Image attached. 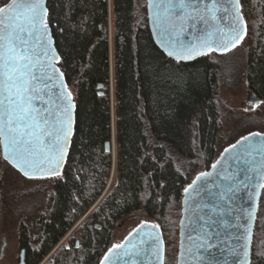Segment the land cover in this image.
Listing matches in <instances>:
<instances>
[{
	"label": "trees",
	"instance_id": "trees-1",
	"mask_svg": "<svg viewBox=\"0 0 264 264\" xmlns=\"http://www.w3.org/2000/svg\"><path fill=\"white\" fill-rule=\"evenodd\" d=\"M145 4L46 0L58 68L75 103V124L59 177L27 180L2 159L0 149V215L2 209L10 213L25 264H99L111 248L117 224L136 214L161 231L164 264H176L184 189L202 173L201 166L208 170L231 146L216 154L225 112L217 95L218 70L229 64L228 55L243 41L247 87L264 98V0H240L247 34L237 48L210 52L187 64L166 58L154 44ZM98 85L103 86L102 96ZM112 132L114 180L94 206L110 177L112 156L104 144ZM87 212L77 238L54 250ZM260 247L264 188L252 236V264H264V259L257 261Z\"/></svg>",
	"mask_w": 264,
	"mask_h": 264
},
{
	"label": "snow or ice",
	"instance_id": "snow-or-ice-1",
	"mask_svg": "<svg viewBox=\"0 0 264 264\" xmlns=\"http://www.w3.org/2000/svg\"><path fill=\"white\" fill-rule=\"evenodd\" d=\"M147 7L160 26L161 35L169 41L176 37L167 54L177 60L207 52H229L247 34L240 0H148ZM222 19L230 20L226 31L219 26ZM198 24L204 25L198 43L182 44L179 37L186 26L195 28ZM59 60L50 35L45 0H0V148L3 159L30 179L60 175L72 135L75 105L66 84L62 80L57 83L63 76L55 66ZM261 135L257 132L251 137ZM252 138L245 136L225 150L229 152L247 141L230 157L232 163L216 173V179L200 173L184 189L192 205L186 207L191 215L187 224L182 222V228L189 229L187 238L196 246L195 252L187 249L189 260L195 259L196 264H217L214 250H223L221 237L225 234L242 253L241 264H252L256 208L251 201L253 193L258 196L259 189L264 188V142L254 143ZM245 190H251L248 207L237 202L238 193ZM205 196L207 203H202ZM188 203L186 199L185 205ZM141 244L113 245L102 264L109 261L115 249L122 250L117 260L123 264H151L153 258L157 264H163L158 235L149 236ZM185 251L182 242L181 261ZM262 259L264 247L257 249V261Z\"/></svg>",
	"mask_w": 264,
	"mask_h": 264
},
{
	"label": "rangeland",
	"instance_id": "rangeland-1",
	"mask_svg": "<svg viewBox=\"0 0 264 264\" xmlns=\"http://www.w3.org/2000/svg\"><path fill=\"white\" fill-rule=\"evenodd\" d=\"M140 1V0H138ZM145 1V0H143ZM109 34L111 33V19L108 21ZM246 47L243 41L238 50L228 55L226 66L222 64L218 70L219 87L217 95L223 106L225 112L222 114L219 122V131L217 134V141L215 144L216 154L218 155L226 147L232 145L235 141L242 139L243 137L251 133L264 134V98L260 103L259 108L257 105L252 108L245 102L246 98V63L243 58V51ZM110 81L109 86L110 97L112 98V46L110 43ZM211 56V55H210ZM224 65V66H223ZM113 120V119H112ZM113 122V121H112ZM114 148V147H113ZM113 164V163H112ZM115 165V164H114ZM114 165L111 167L110 177L103 191L102 195L96 201L95 205L102 199V197L110 189V186L114 180ZM204 171V166L199 168V173ZM207 171V170H205ZM204 171V172H205ZM93 206V207H94ZM92 207V208H93ZM91 208V209H92ZM90 209V210H91ZM0 215V248L2 247L0 255V264H18L19 248H18V234L13 219L10 217V213L5 209H2ZM87 212L79 220L74 227L67 233V235L56 246V250L59 246L64 244L70 237L77 238L78 234L76 229L84 218L88 216ZM143 215H132L124 220L120 221L114 229L111 248L113 245L121 244V242L140 224L150 223ZM51 252V254L54 252ZM50 254V255H51ZM49 255V256H50ZM48 256V257H49Z\"/></svg>",
	"mask_w": 264,
	"mask_h": 264
},
{
	"label": "water",
	"instance_id": "water-1",
	"mask_svg": "<svg viewBox=\"0 0 264 264\" xmlns=\"http://www.w3.org/2000/svg\"><path fill=\"white\" fill-rule=\"evenodd\" d=\"M45 3H46V0H45ZM147 3H148V0H146L145 12H146V18H147V26H148L152 41L154 42V44L157 46V48L163 53V55L166 58H168V59H170V60H172L173 62H176V63L187 64V63H192V62H194V61L206 56L208 53H210V52H207V54H204V55H197V56H194L192 59H187V60H177L175 57L168 56V54H167L168 49H169V47L172 46L173 43H175L176 37L173 36L172 39L169 41V40H167L166 37L161 35L160 26L157 23L154 22L153 13H152L151 10L148 9ZM229 23H230V20L222 19L219 22V26L226 31L227 28H228ZM203 30H204V25L203 24H198L195 28H191V27H187L186 26V31L180 35L179 40H180V42L182 44H184L186 46L187 45H194V44L198 43L197 37L202 34ZM50 35H51V32H50ZM51 39L53 41L54 50L57 52L55 44H54V40L52 38V35H51ZM214 53H216V54H224L225 52L214 51ZM57 54H58V52H57ZM59 61L56 62V64H55V66L57 68H58ZM61 80L66 84V87H67V83H66V81L64 79V76H62L60 78V80H57V83H60ZM97 88L99 90L98 94L100 96H102L104 94L103 91H102L103 86L102 85H98ZM67 91H69L68 88H67ZM247 94H248V97H247L248 104L250 105V107H255L258 104V99L251 92H248ZM73 103H74V101H73ZM74 105H75V103H74ZM75 109L76 108L74 107L73 114H72V119H73L72 135L69 137V144H68V147L66 149V154H65L64 160H63V162L61 163V166H60V175L62 174V171H63V169L65 167V164H66V161H67V158H68V154H69V151H70V147H71V140H72V136H73V132H74V124H75ZM247 136L252 138L251 134H249ZM252 139H253L254 143H262V142H264V135H261V136H258V137L252 138ZM240 140H238V141H240ZM237 142L235 144H237ZM246 143H247V141H245L242 144H238L237 148L231 149L229 152H226L225 151L226 149H225L221 153L219 158L213 164V165H216V168L214 169L213 165H212V166H210V168L207 171H205L203 173H207L209 178H211V179H216V173L221 172L222 168H226L228 166V164L232 163L230 157H232L240 149H242L244 147V144H246ZM113 147H114V138L112 137V139L110 141H107L104 144L105 151L107 153H111L112 157H113V149H114ZM0 149H1V156H2V159H3V151H2V148H0ZM227 149H230V147H228ZM218 161H220V163H218ZM112 162H113V160H112ZM14 169L23 178H25L27 180L52 179V178H56V177L60 176V175L59 176H47V175H45L43 178H31L30 179L28 177H25L16 168H14ZM197 176L195 177V179L192 181V183L190 185H192L193 182L196 181ZM217 182H219V181H217ZM199 183H200V181H197V184H199ZM209 186H211V185H209ZM261 190H262V188L259 189V195L258 196H256L253 193V199L251 201L252 206L256 208V215H257V209H258V203H259V199H260ZM250 191L251 190H245V191H242V192L238 193V201L237 202L240 203L243 207H248V205H249V192ZM186 199L189 201L187 206L185 205V200ZM201 202L202 203H207V197L205 196V198ZM191 205H192V199H190L188 196H186L185 192H183V196H182V200H181V206H182V208H181V218H180L179 223H178V246H177L176 264H196L195 259L189 260V256H188V252H187V249H189V248H191V250L193 252H195L196 251V246L192 243V241H189L188 238H187L189 229L188 228H182V222L184 224H187V222H188L187 221V217L191 215L190 212H186V207L190 208ZM255 221H256V218L253 221V230H254ZM240 222L243 223L244 222L243 219ZM156 235H158L160 237L161 241H162L161 248H162L163 264H164V242H163V237H162V234H161V231L159 230V228L156 225H154V224H151V223H142V224H140L121 242V244H125L126 247H130L133 244L137 245V246H142L141 242L143 240H148L149 236H156ZM227 235L228 234H225L224 236L221 237V240L224 241V243L222 244L223 250L222 251L220 249L214 250V255L216 257V262H217V264H241V262L243 260V255L240 252L238 246L234 242L229 241L227 239ZM182 242H183L184 248L186 250L183 261H181V257H180L181 243ZM216 242L220 243L219 240H217ZM77 245H78V242L76 243V246ZM110 249H112V248H110ZM121 252H122V250H120V249L113 250V253L110 256L109 261L104 262V264H123L122 260H119V261L117 260V256ZM107 254H109V250L106 252L105 255H107ZM105 255L103 256V258L101 259L99 264H102V262L104 261ZM250 260H251V257H250ZM18 261H19L18 264H25L24 263V250H21L19 252ZM151 264H157V262L155 261L154 258L152 259Z\"/></svg>",
	"mask_w": 264,
	"mask_h": 264
},
{
	"label": "flooded vegetation",
	"instance_id": "flooded-vegetation-1",
	"mask_svg": "<svg viewBox=\"0 0 264 264\" xmlns=\"http://www.w3.org/2000/svg\"><path fill=\"white\" fill-rule=\"evenodd\" d=\"M208 55H210V53H208L206 56H208ZM206 56H204V57H206ZM203 58V57H202ZM248 92H251L257 99H258V104H257V107L256 108H259V106H260V103L263 101V98L262 97H260L255 91H253V90H251L250 88H248L247 87V90H246V98H245V102L248 104V102H247V97H248ZM260 102V103H259ZM248 106H250L249 104H248ZM252 108H254V107H252ZM251 134H253V133H251ZM264 135V134H263ZM1 251H2V247L0 248V255H1ZM21 251V250H20ZM19 251V252H20Z\"/></svg>",
	"mask_w": 264,
	"mask_h": 264
},
{
	"label": "bare ground",
	"instance_id": "bare-ground-1",
	"mask_svg": "<svg viewBox=\"0 0 264 264\" xmlns=\"http://www.w3.org/2000/svg\"><path fill=\"white\" fill-rule=\"evenodd\" d=\"M112 119H113V117H112ZM111 121H113V120H111ZM113 123V122H112ZM112 137L114 138V135H113V132H112V134H111V138H110V140L112 139ZM112 160H113V164H112V168H113V165H114V161H115V149H113V157H112ZM114 167H115V165H114ZM77 243V242H76Z\"/></svg>",
	"mask_w": 264,
	"mask_h": 264
}]
</instances>
